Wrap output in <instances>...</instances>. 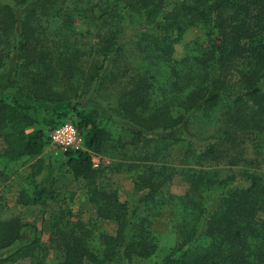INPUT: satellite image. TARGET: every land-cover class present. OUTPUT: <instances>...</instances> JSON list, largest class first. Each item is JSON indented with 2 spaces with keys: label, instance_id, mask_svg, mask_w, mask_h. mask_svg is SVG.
<instances>
[{
  "label": "trees",
  "instance_id": "16d2710c",
  "mask_svg": "<svg viewBox=\"0 0 264 264\" xmlns=\"http://www.w3.org/2000/svg\"><path fill=\"white\" fill-rule=\"evenodd\" d=\"M167 3L0 0V177L34 160L18 204L55 199L40 156L70 122L84 150L61 157L94 208L83 224L60 207L46 244L34 225L0 219V264H264V0H180L163 15ZM189 28L205 41L175 60ZM91 154L111 162L93 168ZM121 172L133 182L124 202L103 183ZM176 176L182 196L170 192ZM161 214L175 242L154 261Z\"/></svg>",
  "mask_w": 264,
  "mask_h": 264
},
{
  "label": "rangeland",
  "instance_id": "374dc122",
  "mask_svg": "<svg viewBox=\"0 0 264 264\" xmlns=\"http://www.w3.org/2000/svg\"><path fill=\"white\" fill-rule=\"evenodd\" d=\"M180 0H168L167 6H165L162 14H166L170 11L171 7ZM83 26L79 23H75V30L82 31ZM195 41L197 43H203L205 38L202 32L196 28H189L181 40L180 43L174 47L173 58L180 60L184 54V45L187 42ZM5 85L4 76H0V95L3 94V87ZM84 101V100H83ZM87 106L94 107L88 103ZM100 109V106L98 107ZM58 112L64 111V108H57ZM105 117V114H102ZM33 128L27 131H32ZM4 145L0 141V154L3 152ZM129 154V153H128ZM61 153H54L53 151L45 148L40 158L44 161L45 166L51 167L50 178L52 179V188L54 190L55 199L48 201L45 205H28L23 206L18 204L17 199L19 198L23 186V178L26 177L30 170L29 166L34 160L23 159L16 165L15 172H9L7 179L0 177V219H8L11 217H17L22 223H29L37 228L39 237L43 244L47 243L48 233L47 225L51 221L54 214L60 211L61 208H68L72 212V219L78 220L79 222L86 224L91 218H94V208L87 203L85 199V191L81 180H75L72 176L66 172L63 164ZM246 156L251 158L253 156V150L250 145L246 146ZM101 165H108L110 159L102 157ZM48 169H44L43 172L38 176V181L43 180L44 177H48ZM264 174V169H263ZM103 183H106L109 188L116 190L120 201L124 202L132 196L133 193V182L132 175L127 172L109 174L103 179ZM188 191V184L182 181L179 176L173 178L170 185V192L174 195L182 196ZM170 215V214H169ZM161 214L154 219L152 223V232L158 238V252L154 257V261H159L174 246L175 237L172 235V230L169 225L170 216ZM257 219L264 221V212L257 215ZM99 225L102 231L109 235H113L116 232V224L108 221H99ZM6 256V255H5ZM4 256V257H5ZM47 264H61V258L58 255L50 254ZM14 264H29L28 259H20Z\"/></svg>",
  "mask_w": 264,
  "mask_h": 264
},
{
  "label": "built area",
  "instance_id": "2783aa9c",
  "mask_svg": "<svg viewBox=\"0 0 264 264\" xmlns=\"http://www.w3.org/2000/svg\"><path fill=\"white\" fill-rule=\"evenodd\" d=\"M46 148L56 154L84 150L82 136L70 122L56 126L48 132V145ZM91 158L93 168H98L104 161L101 156L96 154H91Z\"/></svg>",
  "mask_w": 264,
  "mask_h": 264
}]
</instances>
